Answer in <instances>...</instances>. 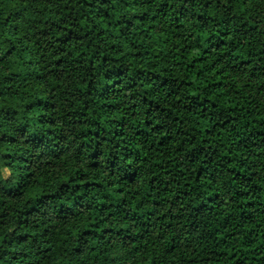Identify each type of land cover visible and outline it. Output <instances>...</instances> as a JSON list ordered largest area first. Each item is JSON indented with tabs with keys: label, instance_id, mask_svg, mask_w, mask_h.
Masks as SVG:
<instances>
[{
	"label": "trees",
	"instance_id": "trees-1",
	"mask_svg": "<svg viewBox=\"0 0 264 264\" xmlns=\"http://www.w3.org/2000/svg\"><path fill=\"white\" fill-rule=\"evenodd\" d=\"M247 0H0V264H264V26Z\"/></svg>",
	"mask_w": 264,
	"mask_h": 264
},
{
	"label": "clouds",
	"instance_id": "clouds-1",
	"mask_svg": "<svg viewBox=\"0 0 264 264\" xmlns=\"http://www.w3.org/2000/svg\"><path fill=\"white\" fill-rule=\"evenodd\" d=\"M247 7L250 9V15L257 17L258 21L264 26V0H247ZM2 163V162H0ZM11 170L7 167L0 173V182L10 176Z\"/></svg>",
	"mask_w": 264,
	"mask_h": 264
}]
</instances>
